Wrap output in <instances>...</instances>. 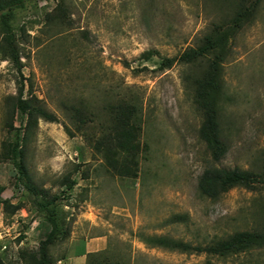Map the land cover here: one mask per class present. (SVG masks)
<instances>
[{
  "label": "rangeland",
  "instance_id": "rangeland-1",
  "mask_svg": "<svg viewBox=\"0 0 264 264\" xmlns=\"http://www.w3.org/2000/svg\"><path fill=\"white\" fill-rule=\"evenodd\" d=\"M57 5L63 17L49 21L46 14ZM234 6L231 0H34L17 10L24 97L35 94L57 120L41 117L27 127L26 115L17 111L16 128L9 126L8 96L18 94L20 75L0 53V197L23 203L15 213L0 203V254L8 264H26L20 253L39 252L51 229L37 198L53 201L67 232L48 247L53 264L73 254L75 243L80 251L82 239L100 236L104 241L96 248L102 249L88 254L87 263L264 264V246L220 256L149 241L165 236L203 246L264 226V181L217 199L199 190L208 165L260 172L264 164V0L222 63V118L230 144L220 161L212 160L200 138L203 114L189 87L188 77L200 73L201 63L178 60ZM166 57L176 60L160 69ZM123 98L137 101L143 116L137 176L116 174L93 145L109 123L108 105ZM73 106L87 113L80 130ZM25 131L20 159L31 191L18 183L19 169L5 157L8 144ZM68 179L75 181L72 188ZM179 214L186 218L173 221Z\"/></svg>",
  "mask_w": 264,
  "mask_h": 264
},
{
  "label": "trees",
  "instance_id": "trees-1",
  "mask_svg": "<svg viewBox=\"0 0 264 264\" xmlns=\"http://www.w3.org/2000/svg\"><path fill=\"white\" fill-rule=\"evenodd\" d=\"M34 0H0V53L4 59H9L16 66L20 75L18 94L8 96V113L11 121L9 126L16 128L13 119L17 111L27 117V127L37 125L39 118L56 121L57 117L40 105L39 98L35 94L31 97H24V73L23 62H21V48L16 33L15 20L18 9L25 8L28 2ZM234 12L228 17H223L220 22H214L212 28L206 33L202 42L197 46L186 48L178 60L189 65H201L200 73L189 76V87L193 90L194 100L203 114V120L199 128L200 138L207 144L212 160L220 161L229 150L228 134L223 121L224 96L223 65L222 63L232 52L235 37L245 25L254 22V16L261 7L262 0H236ZM62 11V6L57 5L53 12H48L46 18L53 21L56 17H63L56 14V10ZM62 14V13H61ZM176 57L163 58L158 65L160 69L170 67ZM192 79V80H190ZM76 112V119L80 122L79 130L83 123L88 120L84 108L73 106ZM110 112L109 123L104 125V133L93 141L94 147L103 154L109 167L121 176H137L138 155L141 149L139 135L142 129L143 116L137 101L133 99H120L116 103L108 105ZM18 132L21 129L18 128ZM28 131L8 144L6 158H11L19 169L17 178L19 184H24L31 191L34 186L26 172L22 156L25 151V143L28 138ZM264 181V164L260 172L240 167H221L208 165L199 180V190L203 195L213 199L219 198L230 189L243 186L255 190L259 183ZM69 188L75 184L74 180L65 181ZM0 185V196L4 190ZM4 208L9 213H15L23 207V203H11L9 198L1 199ZM40 211H48L46 218L51 222V229L47 237L41 242L39 252L23 251L20 257H25L26 264H53L54 260L48 254V247L54 244L60 237L66 238V229L56 215V207L51 206L52 200L37 198L34 200ZM186 216L175 215L172 220H184ZM62 235V236H61ZM154 245L166 247L172 250L189 252H208L220 256L246 251L252 247L264 246V226L256 230H243L233 233L227 238L219 239L207 245H193L190 242L175 240L169 237H156L149 239ZM94 253V252H93ZM89 253V255H93ZM90 262V261H89ZM101 263L102 261H97ZM92 263V262H91ZM0 264H8L3 255L0 254Z\"/></svg>",
  "mask_w": 264,
  "mask_h": 264
},
{
  "label": "crops",
  "instance_id": "crops-1",
  "mask_svg": "<svg viewBox=\"0 0 264 264\" xmlns=\"http://www.w3.org/2000/svg\"><path fill=\"white\" fill-rule=\"evenodd\" d=\"M84 242V248L83 250H76L74 249V246L77 244L75 243L71 250L73 249V254H63L60 257L57 258L56 264H91L87 263V255L89 253L93 252H99L102 248H96V243L102 244L104 239L102 236L100 237H93L90 240L82 239ZM70 251V250H69ZM69 253V252H68Z\"/></svg>",
  "mask_w": 264,
  "mask_h": 264
}]
</instances>
